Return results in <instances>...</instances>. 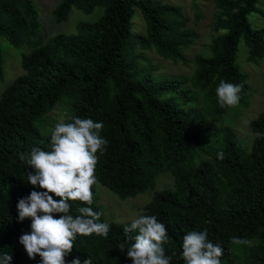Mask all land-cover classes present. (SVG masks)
Returning <instances> with one entry per match:
<instances>
[{"label": "trees", "instance_id": "trees-1", "mask_svg": "<svg viewBox=\"0 0 264 264\" xmlns=\"http://www.w3.org/2000/svg\"><path fill=\"white\" fill-rule=\"evenodd\" d=\"M257 1L214 0L211 54L193 58L190 82L196 93L184 85L185 78H155L131 56L138 46L183 64L190 61L185 49L197 32L176 5L61 0L52 9L57 23L73 7L86 13L96 6L103 10L93 22H79L76 33H57L43 42L31 0H0V34L13 46L27 47L20 55L23 72L0 94V253L12 255L11 264H41L39 255L29 259L19 243L31 231V219L18 222V200L33 190L43 191L28 183V172L35 170L19 154L33 147L50 150L53 128L46 129L43 121L63 97L70 114L65 122L79 117L104 124L101 136L108 145L103 155L97 153L98 184L126 199L152 189L159 174L173 175L172 188L155 190L137 216H156L166 225L169 242L164 248L171 264H184L182 241L191 231H207L209 240L222 246L221 264H229L230 252L237 249L249 251L244 257L251 258L250 264H264V112L250 122L256 136L249 149L232 129L214 123L227 111L216 96L221 80L242 84L239 103L248 105L251 88L235 56L241 38L249 60L264 56V29L251 28L247 19L259 11ZM135 9L144 20V33L131 31ZM4 75L0 49V79ZM198 92L202 106L196 104ZM220 151L223 160L217 158ZM92 191L91 207L101 212L96 185ZM70 203L71 214L79 215L82 203ZM105 223L110 225L108 237L78 235L66 264L77 257L81 264L88 258L92 264H132L126 250L119 249L126 239L123 227L130 222ZM233 237L254 241V246L233 244Z\"/></svg>", "mask_w": 264, "mask_h": 264}, {"label": "clouds", "instance_id": "clouds-1", "mask_svg": "<svg viewBox=\"0 0 264 264\" xmlns=\"http://www.w3.org/2000/svg\"><path fill=\"white\" fill-rule=\"evenodd\" d=\"M242 84L221 80L216 96L221 107L239 105ZM103 122L90 118L72 117L70 122H60L50 133L49 149L33 147L28 153H20L19 159L34 172H28L27 181L43 191H31L18 200V222L31 219V231L19 237V243L29 259L41 258V264H66L65 257L73 251L77 236L95 234L108 237L110 225L101 222L102 212L95 211L92 188L98 184L95 169L108 141L101 136ZM223 160V151L217 153ZM59 198V199H56ZM79 201V215L71 214V203ZM54 214H58L54 215ZM126 250L132 264H171L164 245L169 242L166 225L156 216L141 215L123 227ZM135 233V235H133ZM232 243L248 245L250 241L233 237ZM127 244V247H126ZM224 249L208 238L207 231H191L184 235L181 258L184 264H221ZM12 255L0 253V264H11ZM71 264H81L79 258ZM83 264H92L90 258Z\"/></svg>", "mask_w": 264, "mask_h": 264}, {"label": "rangeland", "instance_id": "rangeland-1", "mask_svg": "<svg viewBox=\"0 0 264 264\" xmlns=\"http://www.w3.org/2000/svg\"><path fill=\"white\" fill-rule=\"evenodd\" d=\"M40 23L43 42L57 33L74 34L77 32L79 22H93L102 13V7L96 6L91 12L86 13L81 9L73 7L66 20L55 22L52 9L61 0H31ZM178 6L187 18V26L197 32V38L188 48L185 54L190 59L187 64L173 61L160 56L154 49H141L134 46L131 56L138 67L151 70L155 78L182 77L187 80L184 84L191 88L190 78L194 74L195 55L209 56L211 54L209 44L216 32L212 28V21L216 12L214 0H159ZM256 7L259 11H252L248 14V22L253 29H264V0H258ZM131 31L133 33H144L145 23L138 9H135L132 17ZM0 49L3 55L4 78L0 79V94L12 80L23 72L20 65V55L27 51L26 46L16 47L0 34ZM135 56V57H134ZM249 51L244 39L241 38L237 45L235 62L240 70L246 75V82L251 90L248 97V105L239 103L236 107L227 106V111L214 120L217 127H228L232 129L242 147L249 149L253 138L256 136L250 129V122L260 113L264 112V56L256 61L248 59ZM193 91H197L193 88ZM198 106H202V94L198 92ZM190 104V103H188ZM70 117L67 98L63 97L55 107L44 117V127L54 128L57 123L65 122ZM173 175L170 172L159 174L155 180L154 187L134 197L120 199L116 194L105 186L96 184L98 192L97 203L101 206L102 219L105 222H131L143 211L144 205L150 200L155 190L172 188ZM254 246V241L247 245ZM249 251L240 249L230 252L229 264H240L244 260L251 263V258L245 256Z\"/></svg>", "mask_w": 264, "mask_h": 264}]
</instances>
